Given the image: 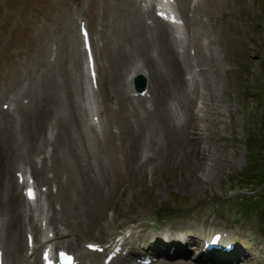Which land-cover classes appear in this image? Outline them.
<instances>
[{
    "label": "rangeland",
    "instance_id": "1",
    "mask_svg": "<svg viewBox=\"0 0 264 264\" xmlns=\"http://www.w3.org/2000/svg\"><path fill=\"white\" fill-rule=\"evenodd\" d=\"M135 1L139 5V0ZM175 2L184 24L181 28L170 27L169 31L174 37L177 53L188 57L190 62L191 68L184 73V79L188 92L195 96L189 130L195 133L202 154L200 165L203 170L198 172L203 179L202 190L198 193L182 188L183 183L190 180L191 163H199V160L181 162L177 155L179 150L170 137L169 141H162L161 153L167 155L166 158H152L157 168L153 179L146 174L135 186L123 182L114 190L110 188V193L102 200L103 206L101 204L107 219H103L98 227L86 222L89 216L80 218V226L72 224L75 236L79 235L80 246L85 242L107 244L115 235L128 230L133 232L131 247L147 248L149 240L138 236L139 231L148 235L156 233L177 215L171 224L181 222L190 228L196 234L195 242L199 246L202 234L206 236L208 232L219 231L230 236L222 241L221 247L227 240L242 243L247 250L248 258L244 260L247 264H264V216L259 209L243 213L233 206L236 193L243 194V189L254 187L247 172L253 161L251 155L257 156L260 167L264 159V0ZM131 4L132 0H0V89L35 67L41 48L44 61L48 62L50 72L57 79H62V72H66L72 81L82 83L80 67L84 56L79 58L80 64L76 57L80 47L78 20L86 22L94 55L102 68L103 43H116L111 30L115 24H123ZM68 16L73 17V21L68 24L65 40L69 46L65 50L62 31ZM110 46L113 45L106 49H111ZM73 56V62L69 61L68 58ZM104 64L110 65L107 61ZM136 77L132 81L127 79L130 95L135 92ZM96 97L97 106L102 107L99 92ZM76 101L80 107L85 106L82 94L77 95ZM170 104L174 123L183 126L184 112L176 102ZM5 105H11L13 109L9 101ZM90 116L87 114V122H90ZM99 119L103 125H108L107 114L101 113ZM112 126L110 132L118 136L119 129ZM84 134L88 146L94 149L97 140L104 139V128L85 129ZM107 140L108 145L100 153L105 171L111 177L116 173L124 175V153L115 147L119 141L112 144L110 139ZM39 159V156L35 157L37 166L41 164ZM21 170L32 175L27 162L21 164ZM50 176L51 172L47 171V177ZM49 186L47 189L55 193V185ZM260 194L255 193L253 200ZM99 207L94 208V215ZM141 209L150 214L142 220L147 224L144 229L137 227L139 221L128 222ZM185 212L190 214L188 219L184 218ZM67 241L70 245L63 248L74 252L73 238L69 237ZM258 244L260 251L256 250ZM95 255L83 259L82 264H87L89 259L92 262L96 259V264H101L102 255Z\"/></svg>",
    "mask_w": 264,
    "mask_h": 264
},
{
    "label": "bare ground",
    "instance_id": "2",
    "mask_svg": "<svg viewBox=\"0 0 264 264\" xmlns=\"http://www.w3.org/2000/svg\"><path fill=\"white\" fill-rule=\"evenodd\" d=\"M143 13L151 19L150 25L145 23L140 6L132 0L123 24L113 26L111 31L116 43H103L101 52L105 51V54L101 59L102 68H99L95 57L97 91H88L83 85L82 62V83L72 81L66 72H62V79H57L50 72L48 62L44 61L42 48L38 51L34 68L0 89V264H40L39 254L45 247H67L70 245L67 241L69 237L74 240L73 254L78 264L88 255L95 256L78 244L80 238L79 235L75 236L72 224L80 226V218L89 216L86 222L100 227L101 221L107 219L106 212L102 213V200L110 193V188L114 190L123 182L135 186L142 182L146 174L153 179L157 168L152 158H166L167 155L161 153L162 141H169L170 137L176 150H179L177 155L181 162L199 160V163H191L190 180L185 181L182 188L198 193L202 190L203 179L198 174L203 170L200 165L202 154L195 133L189 130L195 96L188 92L184 79V73L191 68L190 62L188 57H181L177 53L169 25L155 18L151 9ZM71 20L73 17L68 16L63 24L65 50L69 46L65 37ZM109 45L113 46L107 50ZM82 54L78 49L76 57L79 64ZM67 56L70 57V54ZM105 61L110 65H105ZM139 75L145 79L146 92L144 96L138 94L134 97L129 93L127 79L132 81ZM97 92L102 107L96 105ZM81 94L86 101L84 107H80L76 101L77 95ZM25 99L27 102H24ZM6 101H10L13 109L1 108ZM173 101L184 112L183 126L174 123L170 107ZM87 110L91 113V121L93 116L107 114L108 125L102 124L104 139L97 140L94 149L88 146L87 137L84 136L85 129L94 130L92 122H87ZM112 125L119 129L118 136L110 132ZM107 139L112 144L117 139L119 141L115 147L124 153V175L116 173L111 177L105 171L100 153L108 145ZM37 156L41 162L39 166L35 161ZM26 162L35 179L41 181L36 182L38 189L44 185L57 187L55 193L48 190L32 209L36 220L31 212L26 213L22 188L17 184L15 175V171ZM47 171L51 172V178L47 177ZM96 206L100 207L94 215ZM149 215L148 211L141 209L128 222L139 221L137 227H147L142 220ZM189 215L185 212L184 218L188 219ZM175 218L177 215L170 221L173 222ZM171 222L151 235L140 231V236L145 241L149 240L146 250L158 256V260L150 264H239L243 258H248L246 252L226 255L218 249L213 254L200 252L191 262L189 250L199 249L195 242L196 234L181 222ZM207 235H211V232ZM28 236L32 238L31 247L28 246ZM205 237L202 234V238ZM226 242L230 243V240ZM49 254L47 250L45 256L49 257ZM96 262V259L95 262L89 259L87 264ZM116 264L138 263L122 259L117 260Z\"/></svg>",
    "mask_w": 264,
    "mask_h": 264
},
{
    "label": "trees",
    "instance_id": "3",
    "mask_svg": "<svg viewBox=\"0 0 264 264\" xmlns=\"http://www.w3.org/2000/svg\"><path fill=\"white\" fill-rule=\"evenodd\" d=\"M251 156L253 161L250 162L251 169H248L247 172L252 178L251 180L254 181V187L246 191L243 189L242 191L246 194L239 196L234 206L243 213L259 209L262 216H264V159L260 167L256 162L258 160L257 156L255 154ZM254 190H258L261 193L255 200H253L254 198L252 196L249 197V194H251Z\"/></svg>",
    "mask_w": 264,
    "mask_h": 264
},
{
    "label": "water",
    "instance_id": "4",
    "mask_svg": "<svg viewBox=\"0 0 264 264\" xmlns=\"http://www.w3.org/2000/svg\"><path fill=\"white\" fill-rule=\"evenodd\" d=\"M143 83H144L143 80H141L140 83H137V84H136V88H137L138 90H141V89L143 88Z\"/></svg>",
    "mask_w": 264,
    "mask_h": 264
}]
</instances>
